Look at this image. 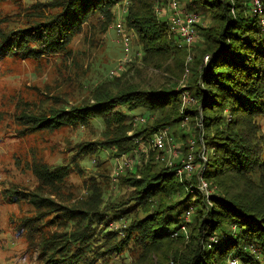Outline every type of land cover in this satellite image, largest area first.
I'll use <instances>...</instances> for the list:
<instances>
[{
    "label": "trees",
    "instance_id": "obj_1",
    "mask_svg": "<svg viewBox=\"0 0 264 264\" xmlns=\"http://www.w3.org/2000/svg\"><path fill=\"white\" fill-rule=\"evenodd\" d=\"M179 2L198 13L189 51L168 31L167 20L154 14L155 0H0V79L9 85L0 89V132L11 144L0 161V236L19 244L21 264H264L260 15L253 0ZM124 4L121 23L142 50L135 82L121 89V78L102 81L88 87L92 102H72L90 72L91 53ZM204 55L210 59L199 70ZM188 56L187 66L194 62L198 69L197 78L189 77L196 102L181 109L174 87ZM22 63L44 77L41 84L12 83L25 73ZM137 109L145 123L133 136L141 139L160 128L181 130L183 115L202 116L205 133L192 130L183 155L195 148L202 165L203 141L210 207L201 195L182 191L159 167L154 150L134 172L126 168L111 176L109 160L134 158L127 132ZM96 120L103 127L93 139ZM80 128L88 134L74 139ZM84 158L93 162L89 171ZM189 207L184 244L180 227Z\"/></svg>",
    "mask_w": 264,
    "mask_h": 264
},
{
    "label": "rangeland",
    "instance_id": "obj_2",
    "mask_svg": "<svg viewBox=\"0 0 264 264\" xmlns=\"http://www.w3.org/2000/svg\"><path fill=\"white\" fill-rule=\"evenodd\" d=\"M25 2L33 1V0H23ZM172 0H155V4H153V9L152 11L154 14L160 19V20H167V23L169 21L170 17V12H169V6L170 2ZM179 5L184 7L183 3L180 4L179 0H177ZM263 0H261V10L264 13V5H263ZM127 4L120 5L119 7H116L113 14H114V22L111 24L108 29L106 30L105 34L102 36L103 38V43L102 45L96 50L91 53V56L87 62L90 66V72L89 74L83 79L82 82H80L79 86L80 89L74 94V99L71 100L72 102H82L85 100H89L92 102L93 100L90 98V91L91 89L88 87H94L98 83L102 82V85H105L107 83H110L113 80H116V77L121 78L122 80L120 81V88L123 89L124 86L126 85H131L135 82V75H132V71L137 68L141 63V55H142V50L141 47L137 43V38L136 34L133 31H130L131 33V38L130 40H127L128 46H125V40L124 37L125 35L123 34V28L121 25V21L123 22L126 11H127ZM185 8V7H184ZM187 11H192L194 13H197L195 10H188L185 8ZM258 12H256L257 14ZM198 14V13H197ZM262 13H258L260 15ZM264 16V14H262ZM198 21V20H197ZM197 23V22H196ZM195 23V24H196ZM121 26V31L118 32L116 30L117 25ZM125 30V29H124ZM196 31V28H195ZM177 36V35H176ZM178 37V36H177ZM196 37V34H195ZM179 38V37H178ZM122 41V42H121ZM179 42L181 44V40L179 38ZM182 45V44H181ZM183 46V45H182ZM185 47V46H184ZM186 48V47H185ZM188 51L190 48H186ZM203 56V65L199 67L200 68H205L208 65L209 60L205 63L204 62V57ZM209 56V55H208ZM190 57V56H188ZM185 66L188 68V72L185 74V71L182 74V77L179 78L175 82V93L179 95V97L182 100V108H187L190 107V105L195 104V96H193L191 92V83H189V77H192V80L197 78V67L195 66L194 62H192L189 67L187 66V63L190 61L188 59ZM210 59V58H209ZM22 67H24L25 73H22L21 77L12 81V83L17 84L19 86V83L17 80H20L23 82L22 83H27V85H30L31 83L35 82L36 84H41V82L44 80V77L40 78L37 77L35 74L31 72L30 69H28L27 65L25 63H22ZM149 73L152 75H158L161 74L157 70L150 68ZM132 75V76H131ZM196 75V76H195ZM127 77V79H126ZM201 84V78L199 77L197 80V85ZM9 86L5 80L0 79V89L2 87H7ZM113 91V89H111ZM180 109V110H181ZM142 110L137 109L134 110L130 113L132 116V122L134 125V129L132 131H128L127 135L132 137L135 149L140 148L135 157L132 158L127 155H120L117 157H114L113 159L109 160V166L111 170V176L115 177L119 174H123L125 172L126 168H128L127 171H132L134 172L137 166L141 165V159L144 158L148 159L150 156V151L154 150L156 154V159L159 161V167L164 170L165 173L168 175H173L177 182L180 184V188L184 192H189L190 190H194L195 192H198L201 194L202 197H204V201L207 203L206 205L210 207V185L208 182L203 178V173H204V165L206 163V156H205V147L203 144V141H201L202 149L200 153H198L199 159L203 162L202 165H198L195 161V156H194V150L195 148H190L187 151L186 155H183L184 152V146L186 145V142L191 140V133L192 130H196L198 128L202 134L205 133L204 131V126H203V118L200 115L198 117H190L188 115H183L180 120L179 127L181 130L176 129V128H160L159 130L155 131L152 133L150 136L141 139L143 137H135L133 136L134 131L136 128H139L145 123V117L141 116ZM193 121V124L191 123ZM94 127L97 130V135L93 137V139H97L100 137L101 134V129L103 127L102 122L99 120H96L93 122ZM189 125V126H188ZM159 131L163 132L164 137V150H158L155 149L152 145V140L154 139L155 135L159 133ZM175 131V132H173ZM3 131L0 132V161L2 159L6 158V154L8 152V149L10 148V140L3 135ZM88 132L84 128H80L79 130L75 131L73 134L74 139H84ZM189 153L192 154L193 160H191V169H185L183 161ZM100 155L104 156L107 154L106 150H103L99 152ZM60 162V160H58ZM82 167L89 171L93 168V162L89 160L88 158L83 159ZM178 169H181V174H177L176 171ZM191 171V173H190ZM201 172V173H200ZM204 179H202L200 176ZM139 177V176H137ZM194 177V179H192ZM203 183H206V186L204 187V191L199 190V185H202ZM191 185V186H190ZM208 185V186H207ZM194 191L188 193V195L191 196H197L196 194H193ZM209 192V195L207 194ZM180 193L176 196H178ZM218 198L221 199V196L218 195ZM186 211L190 212V215L187 217ZM2 210L0 208V225L4 219V212L2 213ZM191 213H192V207L187 208L183 212V225H181L180 230L182 232L183 236V242L184 244L189 242V234H190V228L187 226V223L190 222L191 219ZM235 229V227H233ZM166 233L172 235V237H175L177 234L173 231V229H167ZM174 235V236H173ZM212 240H215L212 238ZM0 242L2 247L6 248L0 251V264H21L20 262L23 263V259L19 256V244L17 242H14L9 235L3 234L0 236ZM12 260V261H9ZM230 264H238V261L236 259H230Z\"/></svg>",
    "mask_w": 264,
    "mask_h": 264
},
{
    "label": "built area",
    "instance_id": "obj_3",
    "mask_svg": "<svg viewBox=\"0 0 264 264\" xmlns=\"http://www.w3.org/2000/svg\"><path fill=\"white\" fill-rule=\"evenodd\" d=\"M253 1H254V12L255 13L258 12V13L263 14V11L261 10V5H260L261 0H253ZM168 8H169V12H170L169 21L167 23L168 31L174 35H177L181 40V44L189 49L191 47L192 43L194 42V39H195V34H196L195 23L198 20V14L194 13L192 11H187L184 7L179 5L177 0H172L170 2V6ZM262 14H260V24L262 26V29H264V16H262ZM121 25H122V23H121ZM122 28H123V26H122ZM116 30L118 32L121 31V26L119 24L116 26ZM123 34L125 35L124 40H125V46L127 47L128 46L127 40H130L131 33L126 32L123 28ZM188 59H190V57H188ZM208 60H209V56L206 55L204 57V62L206 63ZM184 71L186 74L188 72V68L185 67ZM164 137H165V135H163L162 131H159V133L155 135L154 139L152 140V145L155 149H158V150H164L165 149V146L163 143ZM139 150H141V149L136 148V150L134 152V157ZM184 159H186L185 161H183V163H184L183 165H184L185 169H191V167H192L191 166V160H193L192 154L189 153ZM181 171H182L181 169H178L176 171V173L180 175ZM190 173H191V171H190ZM205 186H206V183L199 185V190L204 191ZM192 191H194V190H190L188 193H190ZM193 194L201 195L200 193L195 192V191ZM207 194L209 195V192ZM186 215L188 217L190 215V212L186 211Z\"/></svg>",
    "mask_w": 264,
    "mask_h": 264
},
{
    "label": "water",
    "instance_id": "obj_4",
    "mask_svg": "<svg viewBox=\"0 0 264 264\" xmlns=\"http://www.w3.org/2000/svg\"><path fill=\"white\" fill-rule=\"evenodd\" d=\"M216 55V53H213V56H215Z\"/></svg>",
    "mask_w": 264,
    "mask_h": 264
}]
</instances>
